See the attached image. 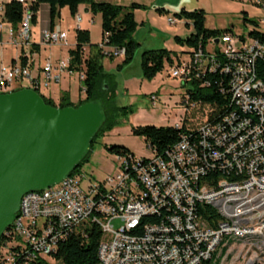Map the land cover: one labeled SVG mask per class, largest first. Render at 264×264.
<instances>
[{
  "label": "built area",
  "instance_id": "obj_1",
  "mask_svg": "<svg viewBox=\"0 0 264 264\" xmlns=\"http://www.w3.org/2000/svg\"><path fill=\"white\" fill-rule=\"evenodd\" d=\"M10 1L21 5V18L15 31L0 24V47L28 50V0H4ZM251 1L264 15V0ZM74 20L77 26L79 17ZM167 23L173 24L171 19ZM40 35L44 45L66 46L57 25ZM105 38L98 48L120 57L123 50L106 47ZM215 40L172 63L168 75L184 81L220 70L228 76L227 105L217 112L206 107L194 130L180 134L167 149L156 152L147 146L150 157L116 156V172L96 185L84 187L73 175L24 193L3 232L10 239L0 247V264H40L58 242L85 225L100 233L96 264H199L215 252L220 261L221 249L232 241L264 250V86L255 67L257 60L264 61V42L235 35ZM67 64L68 59L54 65L46 61L37 76L31 75L28 61L0 66V94L21 89L22 81L27 89H46L62 74H74ZM75 76L83 79L81 73ZM198 205L214 210V228L197 214Z\"/></svg>",
  "mask_w": 264,
  "mask_h": 264
},
{
  "label": "rangeland",
  "instance_id": "obj_2",
  "mask_svg": "<svg viewBox=\"0 0 264 264\" xmlns=\"http://www.w3.org/2000/svg\"><path fill=\"white\" fill-rule=\"evenodd\" d=\"M4 3V0H0V5ZM132 3L135 2L133 1ZM162 8L167 11V14H158L153 8L148 6H146V9L133 11L134 20L137 23H141V27L139 26V31L135 35V40L139 45L135 48L133 57L127 65L117 69L121 62V57H114L112 60L104 57L100 60L102 66L101 75L107 78L112 85L111 92L114 106L116 108L127 107V109L123 115L118 112L113 114L115 124L103 136H99L89 148L87 162L81 166L79 173L75 175L81 179V184L84 187L85 185H96L116 172V155L106 150L109 145L121 146L127 149L134 157L151 156V151L147 148V143L144 142L143 138L134 136L131 133L132 127H180L181 125L192 127L202 117L206 107L200 108L198 105L191 107V104L184 103L185 98L182 97L185 87L182 88L180 86L181 80L169 77V65L163 64L161 72L151 80H143L141 78L139 57L144 50L169 49L181 60H187V54L183 53L184 51L181 50V47L173 41V36L186 38L193 32L192 26L186 20L174 18V13H177L180 9L185 11L202 10L204 28L229 31L248 41L247 33L252 26L248 23L242 24L243 13H245L246 19L253 20L256 23L255 29L258 32H264V25L260 23L264 16L263 12L251 0H176L175 3H164ZM79 14L81 26L88 29L89 44H98L100 41L98 15L90 14L87 16L82 12ZM85 16L87 17L86 21H83ZM167 19H171L173 24H168ZM55 23H57L56 25L60 31L65 33L66 45L72 44L76 25L75 20L68 15L65 8L60 11L59 19ZM0 24L1 26L5 25L1 21V12ZM47 29V5L42 4L36 14V23L34 25L30 24L29 41L40 47V50L38 49V52L33 56L31 68L33 72L41 69L46 61L54 65L59 60L67 59V46L42 44L40 33ZM167 40L168 42H166ZM184 48L186 47L184 46ZM205 48L207 49L208 47ZM87 49L88 47L85 46L84 53L87 52ZM2 52L0 66L6 68L10 63L9 60L15 57L16 52L12 47L3 49ZM173 63H175V59H173ZM61 81H59L58 85L57 83H50L49 86H61ZM25 85L26 83L22 81L20 88H25ZM78 86L80 84H78L75 77L69 80L68 98L72 104L84 98L82 92L78 90ZM43 89L45 88H40L41 94H43ZM117 224V221H112L113 227H116ZM223 248H225V251L223 256L220 257L218 264H264V250L262 249L248 250V247L241 245L240 241H232L223 246ZM44 262L45 264H60L51 258H46Z\"/></svg>",
  "mask_w": 264,
  "mask_h": 264
},
{
  "label": "trees",
  "instance_id": "obj_3",
  "mask_svg": "<svg viewBox=\"0 0 264 264\" xmlns=\"http://www.w3.org/2000/svg\"><path fill=\"white\" fill-rule=\"evenodd\" d=\"M28 10L31 13L30 24H35V14L40 5H47L48 28L56 25L55 21L59 19V12L62 8L67 10L70 17H74L79 5H84L87 11L92 15H99L100 19V41L105 35L106 47H113L115 49H122L121 62L117 66L120 69L127 65L134 54L135 48L138 46L133 40V34L137 28V23L134 20L133 11L146 9V6L130 3L127 6L110 4L107 2H95L94 0H28ZM158 14H167L162 8H155ZM177 20H186L191 23L193 32L186 38L173 36V41L180 47H186L183 53L189 57L193 50L200 47L205 49L209 41H214L216 38L223 35H234L229 31L208 30L204 28V15L202 10L185 11L180 9L173 14ZM21 18V5L15 1L5 2L2 4L1 21L9 25L13 31L16 30ZM250 24L251 30L248 31L249 39H255L259 42H264V32H258L256 23L253 20L245 18L243 13L242 24ZM238 39H243L241 36L235 35ZM99 41V42H100ZM73 47L67 50V70L74 74H82L83 79L80 81L79 90L82 92L84 98L78 100L75 104L69 101L67 92H61L57 102L41 94L35 89L43 102L51 107H77L83 103H97L102 114V119L91 135L88 142V149L81 156L80 160L70 169L68 176L77 175L81 166L87 162L89 156V148L99 136L108 131L114 123L113 114L118 112L120 115L125 114L127 107L116 108L111 92V82L101 75L102 66L100 60L106 57L112 60V55H105L98 44H89V33L87 30L76 28L73 32ZM87 46V52L84 53V47ZM39 47L36 44H31L28 52L20 49L18 51V61L21 66L27 63V55L37 53ZM187 57V58H188ZM175 59V63L179 62L177 55L174 52L164 48L149 49L141 52L139 57V69L141 78L143 80H151L163 69V64L171 65ZM220 61H218L219 63ZM222 62V61H221ZM12 63V62H11ZM31 70L32 64L28 62ZM256 76L264 86V61H256ZM38 71V70H37ZM228 76L224 75L216 69L214 72H205L199 78L190 77L188 80L180 82L182 88L185 87L183 97L186 102L192 104L194 107L198 105L201 107H208L212 111H218L229 102V95L227 93ZM208 82L207 85L202 84ZM18 90V89H16ZM15 91V90H13ZM194 130V127H180L174 126H135L131 128V133L134 136L143 138L149 148L155 149L156 152L167 149L174 144L179 135L188 133ZM106 150L116 156H124L131 154L127 149L117 146L109 145ZM197 214L207 222V225L214 228L218 216L214 210L208 205H198ZM5 230H8L5 229ZM100 238L98 228L94 225L80 226L78 229L71 231L67 237L58 242L55 251L50 258L60 264H96V248ZM3 234L0 235V247L9 240ZM221 249V256L224 252ZM216 253V252H215ZM212 254L210 259L204 260L199 264H218L219 258L216 254ZM45 264V262H40Z\"/></svg>",
  "mask_w": 264,
  "mask_h": 264
},
{
  "label": "water",
  "instance_id": "obj_4",
  "mask_svg": "<svg viewBox=\"0 0 264 264\" xmlns=\"http://www.w3.org/2000/svg\"><path fill=\"white\" fill-rule=\"evenodd\" d=\"M101 119L97 103L57 108L27 88L0 94V235L24 193L68 176Z\"/></svg>",
  "mask_w": 264,
  "mask_h": 264
},
{
  "label": "crops",
  "instance_id": "obj_5",
  "mask_svg": "<svg viewBox=\"0 0 264 264\" xmlns=\"http://www.w3.org/2000/svg\"><path fill=\"white\" fill-rule=\"evenodd\" d=\"M95 2H107V3H110V4H115V5H121V6H127V5H129V3H132L133 1L135 2V3H137V4H140V5H144V6H148L149 8H153V9H155V8H159V7H164V3H175V1L176 0H94ZM129 1V2H128ZM138 1H140V2H138ZM127 2H128V4H127ZM41 6V5H40ZM40 6H39V8H40ZM38 8V9H39ZM63 9V8H62ZM61 9V10H62ZM162 9H164V8H162ZM60 10V11H61ZM38 11V10H37ZM67 11V10H66ZM1 12V11H0ZM80 12H82L83 14H85V15H90V13L87 11V8L84 6V5H79L78 7H77V11H76V14H75V16H78L79 17V22H78V24H77V26H75L76 28H79V29H84V30H87L88 31V29L87 28H85V27H82L81 26V18H80ZM60 13V12H59ZM36 14H37V12H36ZM36 14H35V23H36ZM98 15V14H97ZM134 16V15H133ZM86 16H85V18L83 19V21H86ZM73 19H74V17H73ZM98 19H99V15H98ZM88 20V19H87ZM137 23V22H136ZM57 24V23H56ZM7 24H5L4 26H6ZM99 25H100V19H99ZM141 27V23H137V28H136V30H135V32H134V34H133V40L137 43V45H139V43L135 40V35L137 34V32L139 31V28ZM75 28V29H76ZM178 35V34H177ZM2 40H4V36L0 33V41H2ZM166 40V39H165ZM164 40V41H165ZM166 42H168V40L166 41ZM164 43V42H163ZM31 44H35L34 42H31ZM73 44L74 43H72V44H67L66 46L68 47L67 49H66V53H67V50L69 49V48H72L73 47ZM37 45V44H36ZM38 46V45H37ZM39 47V46H38ZM170 47V46H169ZM6 48H11L10 46H6V47H2V48H0V57H1V55L3 54V52H2V50L3 49H6ZM172 48V47H171ZM13 50L16 52V54H15V57L12 59H10L9 61H10V63L12 62V61H15L16 59L18 60V50L17 49H14L13 48ZM25 50V53L26 52H28V50H26V49H24ZM39 50H40V47H39ZM169 50V49H168ZM181 50H183V51H186L187 49L186 48H184V47H181ZM169 51H172V50H169ZM35 55V53H32V54H28L27 55V61L28 62H30L31 64H33V56ZM53 57V56H52ZM56 58V57H55ZM177 59H179V60H181L180 58H178L177 57ZM1 63V62H0ZM9 63V64H10ZM30 72H31V75L32 76H37L38 75V71H35V72H33V71H31L30 70ZM73 77H75L76 78V80H77V77L75 76V74H71V75H67V74H62V79H60V80H62L61 81V83H62V85L61 86H58V87H56L58 84H59V82L57 83V85H53V86H48L46 89H43L42 90V92H43V95H46V97H49L50 99H52L54 102H57V100H58V98H59V95H60V93L61 92H67V94L69 93V89H68V86H69V80L70 79H72ZM65 82V84H64V82ZM77 82H78V84H80V82L77 80ZM78 88H80V86H78ZM79 90V89H78ZM68 97H69V94H68Z\"/></svg>",
  "mask_w": 264,
  "mask_h": 264
}]
</instances>
